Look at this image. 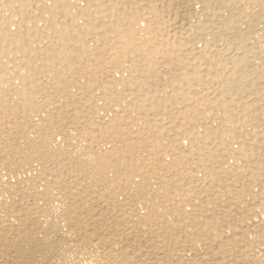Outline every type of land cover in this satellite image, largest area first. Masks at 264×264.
I'll list each match as a JSON object with an SVG mask.
<instances>
[{
    "label": "bare ground",
    "instance_id": "bare-ground-1",
    "mask_svg": "<svg viewBox=\"0 0 264 264\" xmlns=\"http://www.w3.org/2000/svg\"><path fill=\"white\" fill-rule=\"evenodd\" d=\"M0 264H264V0H0Z\"/></svg>",
    "mask_w": 264,
    "mask_h": 264
}]
</instances>
